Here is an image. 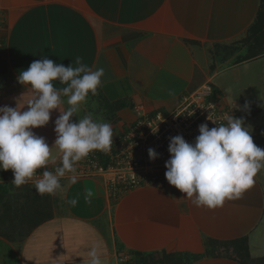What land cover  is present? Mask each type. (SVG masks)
I'll return each instance as SVG.
<instances>
[{
    "label": "crops",
    "instance_id": "obj_1",
    "mask_svg": "<svg viewBox=\"0 0 264 264\" xmlns=\"http://www.w3.org/2000/svg\"><path fill=\"white\" fill-rule=\"evenodd\" d=\"M261 5L262 0H0V106L23 107L31 98L17 76L33 60L46 57L68 66L80 56L93 70L105 69L102 86L87 102L96 97L123 105L111 111L95 104L91 110L86 102L77 118L91 112L122 126V114L130 111L129 125L135 106L160 109L155 104L163 107L211 85L221 68L231 71L263 58L264 44L250 33ZM196 76H202L198 83ZM57 116L53 110L48 125L34 129L50 146ZM58 165L59 158L46 170ZM95 179L70 183L62 177V190L39 195L35 179L16 187L11 170L0 171L9 202V219L0 220V264H88L92 247L102 264H138L142 257H154L156 264H242L229 257H243V248L237 252L224 244L241 238L249 262L264 257V187L257 179L240 199L212 210L196 208L175 188L172 196L165 178L115 203ZM34 205H42L50 218L29 231L14 213ZM252 248L258 258L252 259Z\"/></svg>",
    "mask_w": 264,
    "mask_h": 264
},
{
    "label": "clouds",
    "instance_id": "obj_2",
    "mask_svg": "<svg viewBox=\"0 0 264 264\" xmlns=\"http://www.w3.org/2000/svg\"><path fill=\"white\" fill-rule=\"evenodd\" d=\"M104 75L103 67L93 70L80 56L68 66L42 57L19 72L17 83L31 92V98L23 107L17 102L16 107L0 106V171L11 170L12 184L20 187L35 178L37 194H54L62 190L60 179L76 172L77 162L94 151L111 149L110 123L94 118L91 112L77 118L89 95H97ZM248 109L245 102L238 110ZM53 110L58 116L53 122L55 140L50 146L34 129L48 125ZM225 120L218 125L212 121L216 125L212 128L207 123L199 125V135L192 143L180 135L169 139L165 180L196 208L212 210L222 207L226 200L240 199L264 169V148L253 142L251 126L246 125L244 117L230 115ZM147 155L150 161L158 158L152 148ZM57 158L59 166L46 170L49 164L57 163ZM40 169L45 170L37 175ZM69 182L76 183V175L70 176ZM91 196V192L85 195L87 203ZM87 256L88 264H102L96 247L88 250Z\"/></svg>",
    "mask_w": 264,
    "mask_h": 264
},
{
    "label": "built area",
    "instance_id": "obj_3",
    "mask_svg": "<svg viewBox=\"0 0 264 264\" xmlns=\"http://www.w3.org/2000/svg\"><path fill=\"white\" fill-rule=\"evenodd\" d=\"M133 111V121L113 141L109 151L90 153L76 163L75 173H66L64 177L101 179L109 201L115 203L135 190L162 184L170 138L180 135L192 143L199 135V125L207 123L212 128L226 123V116H234L228 106H222L215 98L208 83L181 95L176 106L167 112H148L139 105ZM149 148L158 153L157 159L149 160Z\"/></svg>",
    "mask_w": 264,
    "mask_h": 264
},
{
    "label": "rangeland",
    "instance_id": "obj_4",
    "mask_svg": "<svg viewBox=\"0 0 264 264\" xmlns=\"http://www.w3.org/2000/svg\"><path fill=\"white\" fill-rule=\"evenodd\" d=\"M264 3V0H262ZM262 7V5H261ZM217 73L211 80V87L215 90H218L219 93L215 92V98L220 102L222 106H228L230 111L234 114L235 118L244 117L246 125H250L252 129V136L256 131L259 130L260 126L264 122V57L258 59L255 62H252L247 67H242L239 69L225 71ZM218 71V70H217ZM216 71V72H217ZM202 80V76H196L195 83H198ZM193 82V83H194ZM171 91V88L168 92ZM97 99L96 97H93ZM100 98V97H99ZM114 98V97H113ZM116 98H119L118 96ZM95 99H90V102H87V106L91 110H96L95 104L99 106L102 104L100 100L96 101ZM247 102L249 104L248 111L238 110L242 109L243 105ZM177 102L174 103H164L162 105L155 104V106H160V109L163 112H167L175 107ZM134 113V111H133ZM132 113L130 111H124L122 117L123 124L122 126H114L115 122L112 123L113 130V139L115 137H120L124 128L127 127V119L131 120ZM135 117V114L133 118ZM257 179L264 187V169H262L254 178ZM94 181L101 182L99 179ZM172 187V186H171ZM174 190V191H173ZM172 196L175 194V189H171ZM264 228V220L261 223V229ZM263 231V230H262ZM264 248V246L262 247ZM261 252V255H264V251ZM252 259L258 258L255 257V249H251ZM122 258V257H121Z\"/></svg>",
    "mask_w": 264,
    "mask_h": 264
},
{
    "label": "trees",
    "instance_id": "obj_5",
    "mask_svg": "<svg viewBox=\"0 0 264 264\" xmlns=\"http://www.w3.org/2000/svg\"><path fill=\"white\" fill-rule=\"evenodd\" d=\"M263 31V32H262ZM262 32V33H261ZM250 33H252V35H257L259 36V41L260 43L264 44V3L262 1V9L260 7V11L258 12V15L256 17V21L254 22V25L250 28ZM262 34V35H261ZM263 36V37H262ZM258 38V37H257ZM258 41V39H257ZM254 43H256V41H254ZM264 50V46H261ZM256 53L251 56H255ZM3 61L1 60L0 57V68L4 69L3 66ZM105 104V105H104ZM102 105L104 106L105 109L108 110H113V106L117 107L118 109L123 105L122 102L116 103L114 105H109V103H102ZM253 138V142L261 147L264 148V122L263 125L260 126L259 130L256 131L254 133V135L252 136ZM6 188L3 186H0V206L3 207L4 212L2 214H0V220L5 221L9 219V208L7 207L9 205V202L5 200V192ZM37 200V198L34 199V202ZM46 201V197L44 199ZM38 210L37 208L34 207L27 209V208H20V209H16L15 210V215L18 216V219H21L23 224H27L29 226V231L32 230V228L36 227L40 222L42 221H46L48 220L50 217L49 215L45 214L43 211H45L44 207L42 205L38 206ZM225 246H227V248H231L236 250L237 252H240L241 249L243 248V257H229V258H233L236 259L238 262L242 263V264H264V257L259 258L255 261H250L249 262V257H248V253H247V249H246V238H241L235 241H232L231 243H224ZM224 247V245H223ZM224 250L229 254L228 249H226L224 247ZM231 254V253H230ZM156 264L157 260L154 257H142L139 259L138 264Z\"/></svg>",
    "mask_w": 264,
    "mask_h": 264
}]
</instances>
